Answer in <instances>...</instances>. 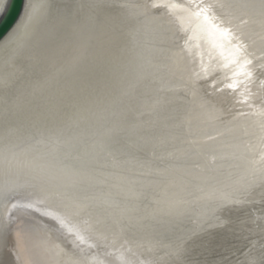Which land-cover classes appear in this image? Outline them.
Wrapping results in <instances>:
<instances>
[{"label": "bare ground", "instance_id": "obj_1", "mask_svg": "<svg viewBox=\"0 0 264 264\" xmlns=\"http://www.w3.org/2000/svg\"><path fill=\"white\" fill-rule=\"evenodd\" d=\"M185 31L257 74L219 88ZM0 264H264V0H25L0 42Z\"/></svg>", "mask_w": 264, "mask_h": 264}, {"label": "water", "instance_id": "obj_2", "mask_svg": "<svg viewBox=\"0 0 264 264\" xmlns=\"http://www.w3.org/2000/svg\"><path fill=\"white\" fill-rule=\"evenodd\" d=\"M147 1L149 3L152 0ZM24 4L25 0H8L4 14L0 19V42L15 27L22 15ZM159 9L160 11H164L166 14L168 13L167 7ZM170 19H172L171 22L176 27L178 32H180V27L178 26L175 19L172 17ZM198 44L200 43H196L189 36L188 31H185V33H180L178 45L182 47L183 51L188 52L189 57L192 58L193 64L195 65V69L199 70L198 73H201L200 75L207 73L211 65H214L220 72L219 74L222 75L223 79H221V82L219 83V88L225 86L226 89H229L231 85H235L238 90L240 84L243 85L244 83H247L250 80V76L252 77L253 74H257V68L253 71V69L256 67L253 65L254 61L251 60L245 49V53L240 51L238 55L239 57L235 62L233 61L228 64L226 58L223 55H220L214 50H208L202 46L200 48V45L198 46ZM208 81L212 82L211 78ZM236 94L237 93H235V95ZM10 209L12 210V207ZM8 216L11 217V211L8 213Z\"/></svg>", "mask_w": 264, "mask_h": 264}]
</instances>
